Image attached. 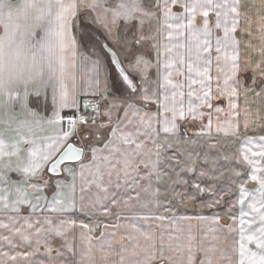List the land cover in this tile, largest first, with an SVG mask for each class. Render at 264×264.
<instances>
[{
    "label": "snow or ice",
    "instance_id": "obj_1",
    "mask_svg": "<svg viewBox=\"0 0 264 264\" xmlns=\"http://www.w3.org/2000/svg\"><path fill=\"white\" fill-rule=\"evenodd\" d=\"M258 81L264 0H0V264H264Z\"/></svg>",
    "mask_w": 264,
    "mask_h": 264
},
{
    "label": "crops",
    "instance_id": "obj_2",
    "mask_svg": "<svg viewBox=\"0 0 264 264\" xmlns=\"http://www.w3.org/2000/svg\"><path fill=\"white\" fill-rule=\"evenodd\" d=\"M211 22L214 24V22H215V18L214 17L211 18ZM197 23L198 24L200 23L199 18L197 19ZM217 34L218 35H222V32H219L218 31ZM237 35L238 36L240 35L239 32L237 33ZM245 38H247V35L246 34H245ZM251 77H252L251 72L242 74V79L244 80V84H245L246 87L247 86H252ZM262 86H264V85H261V83L258 81L257 82V85L254 87V92H252V93L249 94L248 99L249 100H254L255 92H259ZM88 98H91V97H88ZM29 101H30V106L36 108L43 115H45V116H51L52 110H51V99H50V95H49V97L47 99H45L44 96H40L38 98L33 96V97H30L29 98ZM237 103L241 106V108L244 107V105H245V99H244V96L243 95H241L240 97L237 98ZM220 104H221V106H226L227 101L226 100H221L220 101ZM251 106L252 107H255L256 106L255 102ZM252 134L253 133H251V132L249 133V135H252ZM251 186L252 185H251V182H250L249 187H251ZM134 194L135 193H132V195H134ZM116 211L117 212H120V209H117ZM137 211H139L141 214H145V213H148L149 212V209H137ZM151 211L152 212H156L158 214V212L163 211V209L157 210V209L153 208V209H151ZM238 211H239V209L237 207V209L235 210V213L234 214H238ZM213 212L220 213L222 223L227 224V223L230 222L229 221V216L226 214L227 208L224 209L223 211L222 210H218V209H211V210L210 209H207L205 211L204 210L203 211H200V210H197V209H191V212L190 213H180V214H187V215H197V214L211 215ZM125 214H127V213H121L122 216L125 215ZM86 216H89V217L93 218V217H99V216L102 217V216H104V214H103V211H97V212H94V213H80V212L77 211L76 213L72 214V218L75 219L77 221V223L83 222V223H87L89 225H92V223L87 222ZM111 218H112L111 224H115V223L118 222L116 216L113 215ZM105 224H108V223L101 222L99 224L101 226L100 230L103 229V225H105ZM111 224H108V225H111ZM78 231L79 230L77 229V233H78ZM95 235H99V231H97L95 233ZM61 243H62V241L56 240V241L53 242V245L52 246H53V248H60ZM62 251H63V249H62ZM37 259L38 260H45V261H47V257L43 254V251L41 252L40 255H38ZM61 259H67V257L66 256H62Z\"/></svg>",
    "mask_w": 264,
    "mask_h": 264
},
{
    "label": "rangeland",
    "instance_id": "obj_3",
    "mask_svg": "<svg viewBox=\"0 0 264 264\" xmlns=\"http://www.w3.org/2000/svg\"><path fill=\"white\" fill-rule=\"evenodd\" d=\"M237 147H238V144H237ZM15 176L16 175L13 174V178H16ZM185 179L191 180V175L186 176ZM209 183H211V181ZM220 183H223V182H220ZM170 187H171V185H170ZM175 190L176 191H183V190H186V189L182 185H177V186H175ZM162 191H164V189H162ZM236 195L237 194L234 193L232 198L235 199V196ZM201 199L206 200L207 199V196H203V197L197 198L194 201L186 202L185 204H182V205H177L176 206V211L178 213H190L191 212V209H197V210H200L201 211V208H200ZM215 209H218V210H222L223 211L224 209H226V206L225 205H221V206H219V207H217ZM203 210L205 211L207 209L205 208ZM111 217L112 216H105L104 215L102 217L99 216V217H93V218H91L89 216H86V220H87V222L92 223V225L95 226V225H99L101 222L111 224V222H112V218Z\"/></svg>",
    "mask_w": 264,
    "mask_h": 264
}]
</instances>
